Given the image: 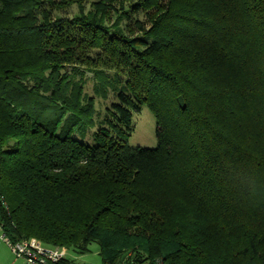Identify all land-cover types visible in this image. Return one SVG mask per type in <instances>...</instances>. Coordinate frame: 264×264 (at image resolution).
<instances>
[{
	"label": "trees",
	"instance_id": "16d2710c",
	"mask_svg": "<svg viewBox=\"0 0 264 264\" xmlns=\"http://www.w3.org/2000/svg\"><path fill=\"white\" fill-rule=\"evenodd\" d=\"M87 1L0 0L3 233L97 242L103 264H264V0ZM80 66L125 81L92 142ZM144 105L158 143L132 147Z\"/></svg>",
	"mask_w": 264,
	"mask_h": 264
},
{
	"label": "rangeland",
	"instance_id": "374dc122",
	"mask_svg": "<svg viewBox=\"0 0 264 264\" xmlns=\"http://www.w3.org/2000/svg\"><path fill=\"white\" fill-rule=\"evenodd\" d=\"M92 8L89 0L85 2L84 9L89 11ZM60 15L72 17L79 13V7L77 4H72L68 7H63L58 10ZM146 21L145 12L140 10L131 11L130 18H123L119 20V26L126 28L127 25H131L132 28H136L135 20ZM116 21V14H113L111 19L107 21L108 25H112ZM70 69V67H69ZM73 76L83 78L84 92L91 96L94 100V113L93 122L94 125L87 128L85 136H81L76 133V136L82 139L92 142V133L99 126V120H101L105 113L106 107L115 100V92L123 86L125 83L124 78L121 75L116 74L114 70H107L106 74L108 82L106 85L99 83L98 75L95 71L96 68L89 66H80ZM99 83V84H98ZM105 84V83H104ZM100 87H106L105 92L99 90ZM98 87V88H97ZM132 131L128 136V144L132 147H155L158 143L156 134V119L147 105H144L139 112H134L132 116ZM3 230L0 226V264H28L24 259L16 257L11 251L10 247L4 239L1 238ZM100 247L97 242H92L89 245V250L81 252L74 248H68L67 259L69 264H103V259L99 253Z\"/></svg>",
	"mask_w": 264,
	"mask_h": 264
},
{
	"label": "built area",
	"instance_id": "2783aa9c",
	"mask_svg": "<svg viewBox=\"0 0 264 264\" xmlns=\"http://www.w3.org/2000/svg\"><path fill=\"white\" fill-rule=\"evenodd\" d=\"M1 238L6 241L13 254L24 259L28 264H62L67 260L68 248L65 246H52L36 237L19 241L10 240L4 233ZM117 264H147L136 260H123ZM158 264H165L159 262Z\"/></svg>",
	"mask_w": 264,
	"mask_h": 264
}]
</instances>
